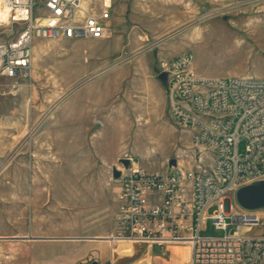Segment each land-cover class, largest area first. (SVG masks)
Returning a JSON list of instances; mask_svg holds the SVG:
<instances>
[{"label": "rangeland", "instance_id": "rangeland-1", "mask_svg": "<svg viewBox=\"0 0 264 264\" xmlns=\"http://www.w3.org/2000/svg\"><path fill=\"white\" fill-rule=\"evenodd\" d=\"M114 3L110 38L39 40L18 89L0 77V264H110L106 243L94 251L88 240L115 227L114 171L124 160L152 172L190 165L160 61L189 53L203 77L264 78V0ZM21 28L0 25V42ZM134 246L114 245L130 256L117 264H182L187 252Z\"/></svg>", "mask_w": 264, "mask_h": 264}, {"label": "built area", "instance_id": "built-area-1", "mask_svg": "<svg viewBox=\"0 0 264 264\" xmlns=\"http://www.w3.org/2000/svg\"><path fill=\"white\" fill-rule=\"evenodd\" d=\"M114 2L0 0L8 14L0 25H22L14 39L0 42V77L18 89L31 75L39 40L110 38ZM159 67L167 76L170 113L190 133L194 156L187 168L176 162L164 172L137 162L123 166L108 242L112 249L120 242L162 250L188 245L189 264H264L262 211L244 210L235 200L239 187L264 179V78H206L189 53ZM208 219L223 235L203 233Z\"/></svg>", "mask_w": 264, "mask_h": 264}, {"label": "water", "instance_id": "water-1", "mask_svg": "<svg viewBox=\"0 0 264 264\" xmlns=\"http://www.w3.org/2000/svg\"><path fill=\"white\" fill-rule=\"evenodd\" d=\"M159 79L162 82H166L167 76L165 73L159 74ZM124 165H129V160H124ZM170 166L176 165V159H171ZM114 177L118 178L119 171H114ZM235 200L237 204L247 211H263L264 210V179L256 180L246 185H243L235 192ZM90 264H98L97 261H93Z\"/></svg>", "mask_w": 264, "mask_h": 264}, {"label": "crops", "instance_id": "crops-1", "mask_svg": "<svg viewBox=\"0 0 264 264\" xmlns=\"http://www.w3.org/2000/svg\"><path fill=\"white\" fill-rule=\"evenodd\" d=\"M115 10V9H114ZM110 25H111V27H112V22L110 21ZM79 40H81V39H79ZM117 213V212H116ZM114 231V228L112 229H107V230H105V231H103L101 234H96V235H99V236H106V235H110L112 232ZM94 241H98V242H103V243H106V249L109 247L110 248V255H109V257H106L108 260H109V262H110V264H111V262H113V264H117V262H118V260L119 259H121V258H124V257H130V256H128V255H121V254H119V253H117V252H115L114 251V248L112 249V246L110 245V243L109 242H107L108 241V239H102V240H95V239H90V240H88V247H89V249H91V250H96L97 249V247H98V245H95L94 244ZM132 247H133V251L136 249H138V248H136V246H134V245H132ZM148 253L150 252L151 253V256L153 257V250H154V246H142ZM168 247H171V248H183L184 250H187V252H186V256H185V258H184V261L182 262V264H189V261H190V259H191V248H190V246H188V245H170V246H168ZM167 247V248H168ZM159 248V247H158ZM165 249V250H162L161 248H160V251H162V253L164 254H166V253H168V249ZM116 253V254H115ZM154 259V258H153ZM157 259H160V258H158L157 257ZM169 262H171V261H169ZM109 264V263H108Z\"/></svg>", "mask_w": 264, "mask_h": 264}, {"label": "bare ground", "instance_id": "bare-ground-1", "mask_svg": "<svg viewBox=\"0 0 264 264\" xmlns=\"http://www.w3.org/2000/svg\"><path fill=\"white\" fill-rule=\"evenodd\" d=\"M7 16L8 14L5 11L0 9V21H5L7 19Z\"/></svg>", "mask_w": 264, "mask_h": 264}]
</instances>
